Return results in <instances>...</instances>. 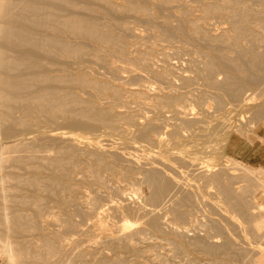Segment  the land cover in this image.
I'll return each instance as SVG.
<instances>
[{
	"label": "bare ground",
	"instance_id": "6f19581e",
	"mask_svg": "<svg viewBox=\"0 0 264 264\" xmlns=\"http://www.w3.org/2000/svg\"><path fill=\"white\" fill-rule=\"evenodd\" d=\"M177 40L201 51L193 77L157 42ZM263 77L264 0H0L4 264H172L169 252L186 263L264 264V205L255 200L264 168L223 153L241 124L220 114L251 100ZM196 80L216 91L214 111L191 91ZM131 103L150 116L125 109ZM250 114L264 117V97ZM139 149L151 150L144 161ZM104 174L124 204L103 208L91 188L84 209L81 186L101 190ZM126 191L142 204H127ZM201 204L212 209L202 224ZM77 216L92 219L82 228ZM188 222H200L203 236H186Z\"/></svg>",
	"mask_w": 264,
	"mask_h": 264
},
{
	"label": "rangeland",
	"instance_id": "374dc122",
	"mask_svg": "<svg viewBox=\"0 0 264 264\" xmlns=\"http://www.w3.org/2000/svg\"><path fill=\"white\" fill-rule=\"evenodd\" d=\"M212 21V20H211ZM214 21H216L215 23H214ZM218 20H213V22H210L211 24L212 23H214V24H212L213 26H215V27H213V26H211V24H210V26L213 28V29H216L217 31H220V30H222V31H224L225 29H227L228 28V25H226V24H224L223 25V23H221V22H218ZM220 23V24H219ZM209 26V27H210ZM139 27V26H138ZM210 27V28H211ZM227 27V28H226ZM140 28H143V26L142 27H140ZM222 31H220V32H222ZM152 39H153V41H154V38H149L148 39V41H150V42H152ZM156 40H159V39H156ZM160 45H163L162 47H165L166 48V50H165V52H166V54H167V51L169 52V54H167V56L169 55V57H168V59L169 60H171L172 59V63H176L177 62V65H174L175 67H180L181 66V68L183 67V69L184 70H186V73H184V74H186V75H188L189 77H193L195 74H196V71L198 70V68H199V66L201 65V61H203L204 60V58L201 56V51L199 52V51H197L196 50V52L195 53H197L198 52V54H196L195 55V53H194V48L192 47V46H189V45H187V44H184L183 42H181V41H179V40H177V41H175V43L173 42V45H171V46H168V47H166L168 44L170 45L171 43H168V44H164V42H162V41H157ZM179 42H181V43H179ZM163 43V44H162ZM167 43V42H166ZM179 43V44H178ZM159 44L157 45V46H159ZM175 44H177V45H175ZM182 46H181V45ZM166 45V46H165ZM178 45H180L181 47H187L186 49L184 48V50H182L181 51V49L179 48L180 46H178ZM170 48H178L179 50H177V51H175V49L173 50V49H170ZM173 50V51H172ZM185 52V53H184ZM192 53V54H191ZM173 54V55H172ZM175 54H177V56L175 55ZM200 57H198V56ZM180 56V57H179ZM173 57V58H172ZM187 58V59H186ZM203 58V59H202ZM197 59H200V60H197ZM174 60H176V61H174ZM181 60V61H180ZM184 60H185V62H184ZM182 64H184V65H180V63ZM174 63V64H175ZM180 65V66H179ZM177 67V68H178ZM188 72V73H187ZM125 75H127L126 73H124ZM145 75V74H144ZM144 75L142 74V78L145 80V78L147 77L146 75V77L144 78ZM217 77H219V78H222V74H219ZM125 78H126V81H124L125 83H126V85L128 86L129 85V82H131V81H134V80H131V79H129L128 77H126V76H124V80H125ZM141 78V80H142V82H144L145 83V81H143V79ZM263 79H264V77H263ZM140 80V79H139ZM140 80V81H141ZM150 79L148 78H146V85H147V81H149ZM136 82H138V81H136ZM135 81L133 82L134 83V85H135V83H136ZM142 82H138V84H140V85H143L144 86V83L142 84ZM150 82V81H149ZM262 83V84H261ZM261 83L259 84V86H257L256 87V89H255V91H254V89L253 90H249V91H247V95L248 94H252L253 95V97H252V99L250 100H243V101H241L242 103H239V105L238 106H236V108H235V106H233V104H226L225 106H226V108H228V109H226V108H224L223 109V112H225V113H223L222 111H221V115L222 116H228V118H229V116H231L228 120H229V122L231 123L230 124V126H232L233 125V123H234V125H237V124H241V129H240V131L238 132V130H235V129H233L232 131H230V134H229V139H228V143H226V146L223 148V153L224 154H226V155H229V156H231V157H233V158H235V159H237L238 161H241L242 163H245L246 165H250V166H253V167H263L264 168V117H261V118H257V119H254V118H251L250 116H251V114H250V112H252L253 110H254V108H256L257 107V104H260L262 101H263V95H262V97H261V95L260 94H262V92L264 91V80H262L261 81ZM137 83H136V86L138 85ZM131 85V84H130ZM133 85V86H134ZM152 86L154 87V84L153 85H151L150 86V83H148V85H147V87H151L152 88ZM194 86V87H193ZM193 86H191L190 88H192L191 89V91L194 93V95L195 96H197V97H199L200 98V102H201V106H202V104H204L203 106H205V107H207L209 110L211 109V111H214V104H213V101H212V99H213V97L212 96H214V94L216 93V91L214 90V89H212V88H205V85L203 84V81L202 80H196L195 81V83L193 84ZM152 90V89H151ZM150 90V91H151ZM153 91V90H152ZM204 91H206V92H204ZM254 91V92H253ZM260 91V94L258 93ZM257 92V93H256ZM210 93V94H209ZM264 93V92H263ZM200 94V95H199ZM258 94H259V96H258ZM245 97H247V96H245V94H244V96H243V98H245ZM258 97V98H257ZM209 99V100H208ZM250 103V104H249ZM118 104V106L120 107V109L121 108H123V106L121 107V104H119V103H117ZM243 104V105H242ZM213 105V106H212ZM231 105V106H230ZM251 106V107H250ZM135 107H136V109H137V105L136 104H134V103H131L130 105H129V108L127 107V108H125V109H127V110H135ZM140 107V106H139ZM138 107V109L139 110H141V111H143V112H145V114L147 115V117H149L150 116V113H146L147 112V110H145L144 108H142V107H140V108H142V109H140ZM238 107V108H237ZM232 108V109H231ZM240 108V109H239ZM198 110V108L197 107H195V110ZM213 109V110H212ZM233 109H235V110H233ZM239 109V110H238ZM249 109V112L248 111H246V110H248ZM124 110V109H123ZM225 110V111H224ZM230 112H229V111ZM251 110V111H250ZM226 111H228V112H226ZM232 111H233V113H232ZM249 114V115H248ZM244 116V117H243ZM239 117V118H238ZM247 117V118H246ZM243 118H245V119H243ZM248 118H250L249 120H248ZM263 118V119H262ZM225 120H227V118H225ZM238 120V121H237ZM245 120V121H244ZM251 120V121H250ZM244 122V124L243 123H241V122ZM250 121V122H249ZM233 122V123H232ZM163 125L165 126V123H163ZM242 126H243V128H242ZM162 130V129H161ZM162 131H164V130H162ZM236 131V132H235ZM75 133H78V132H80V131H77L76 132V130L74 131ZM93 132H95V133H93ZM91 134H98L99 133V131H98V133L96 132V131H93ZM112 141H114V140H106V141H104L103 143L104 144H106L105 145V147L106 148H109L110 146V148L111 149H114L115 151H117V152H126V150H128V149H121V148H119L116 144H113L112 143ZM141 142V141H140ZM142 143H144V142H142ZM112 144V145H111ZM144 144H146V143H144ZM117 146L118 147V149H116L117 147H115V146ZM113 147V148H112ZM152 148H154V147H152ZM110 149V150H111ZM113 150V151H114ZM122 150V151H121ZM139 150H141L143 153H139V151L137 150L136 151V154L138 155V157H140V158H142V160L143 159H145V157H147L146 156V154H147V152L148 151H151L150 149H147V151H144V149H139ZM153 151H151V152H154V151H156L157 149L156 148H154V149H152ZM112 151V150H111ZM145 153V154H144ZM150 154H153V153H150ZM120 155H123V154H120ZM120 158L122 159L123 157L122 156H120ZM141 159H140V162H143ZM105 175V174H104ZM78 176L80 177V176H82L81 174L79 175L78 174ZM106 176V178H105V186H107V190H105V186L104 187H101L102 189L100 190V187L99 188H97L98 186H96V187H92L91 185V187L88 185V187H87V185H85V184H81L82 186V188H83V191H85L84 189H88V190H86L85 191V196H84V198H82L84 201H85V206H84V209H86V206L88 207V203H87V200H93V198H95L94 196H93V193H94V191L95 190H97V189H99V191H100V193L102 194H100L99 193V191H98V193H96V191H95V196L97 195V194H99L98 195V197H99V199H98V197L96 196V198H97V200H98V203L100 204V205H103V208H105V206H106V208L108 207L107 206V203H109L110 202V200L111 201H114V202H119L120 200H119V197L117 196L116 197V195H110V193H112V188H111V191H110V188L109 187H112L114 184H115V182L113 181V179H111V180H109L108 178V176L107 175H105ZM106 183H108L109 185H106ZM114 183V184H113ZM111 184V185H110ZM113 184V185H112ZM83 186H86V187H83ZM136 186H138V185H136ZM94 190H92V189ZM185 188H186V186H185ZM188 188V187H187ZM89 189H91L90 191H92L90 194H89ZM105 190V192H103ZM89 191V192H88ZM127 191H129V190H127ZM127 191L125 192V194L126 195H130L129 197L128 196H126V198H127V200H126V202H128L127 204H129L130 206H134V204H135V206H138L139 204H142V199H141V201L139 200V198L140 197H137L138 195H135L134 196V193H132V194H129V192L127 193ZM205 192H207V193H212L213 191H214V189L213 188H205V190H204ZM257 192V191H256ZM88 193V194H87ZM104 193V194H103ZM106 193V194H105ZM206 193V194H207ZM92 194V195H91ZM90 195V196H89ZM103 195H105V196H103ZM255 195H256V193H255ZM114 196V197H113ZM133 196V197H132ZM142 196V195H141ZM85 197L86 198H88V199H85ZM256 198H255V200L258 202V203H260V204H262V205H264V193H262L261 191H258V193H257V195L255 196ZM90 198H92V199H90ZM113 198H116V199H118L117 201H115L116 199H113ZM130 198V199H129ZM138 198V199H137ZM167 198H168V200H167ZM165 200H167L168 202V204L165 202V205L167 204V206L168 205H170L171 204V200L170 199H172V197L170 196V197H167ZM170 198V199H169ZM206 201H209L210 199H209V197L208 196H206ZM108 200H109V202H108ZM164 200V201H165ZM170 200V201H169ZM89 201V202H90ZM101 202V203H100ZM106 202V203H105ZM121 202V204H124L123 202H122V200L120 201ZM125 202V201H124ZM125 202V203H126ZM133 204H132V203ZM139 202H141V203H139ZM212 202V201H211ZM170 203V204H169ZM106 204V205H105ZM110 204V203H109ZM108 204V205H109ZM207 204V203H206ZM164 205V206H165ZM204 205V204H203ZM200 206H202V204L200 205ZM150 206H147V208L148 209H150L149 208ZM159 207V206H158ZM158 207H151L152 209H154L155 208V210H156V208H158ZM166 207V206H165ZM202 207H204V206H202ZM202 207H198V210H197V212L196 213H198V215L195 213V215H197V222L198 221H200V220H202L203 218L201 217L202 215H204L205 214V216L204 217H206V215L208 214V211H210V210H212V209H209L208 207H204L205 209L206 208H208V210H205L204 208H202ZM209 207H210V204H209ZM211 208V207H210ZM161 209V211H162V208H160ZM166 209V208H165ZM164 209V210H165ZM157 210H159V209H157ZM163 210V211H164ZM165 213H166V211H164ZM164 212L162 213H160V211H159V213L160 214H163V216H167V217H165V218H167L168 220L166 221V219L164 218V217H162V219H163V221L162 222H164L163 224H164V227H166V224L165 223H169V221H170V217H168V213L167 214H165L164 215ZM200 214V215H199ZM210 216H212L211 214H209ZM200 218V220H199V218ZM202 218V219H201ZM75 219H76V221L77 222H79V224L81 225V227L82 228H86L87 227V225H88V223L91 221V219L92 218H88V219H81L79 216H77V218L75 217ZM203 221H206V219H204V220H202V221H200L201 222V224L203 223ZM195 223H196V221H194ZM193 222V224L194 225H191L190 224V222H188L187 224H190V225H185L184 224V226L183 227H185V226H187L186 228H184V233H185V235L186 236H188L189 237V234H190V237H191V235L193 236V235H195V234H197L198 232H199V234H200V236L202 235L201 233H203L202 232V230H204V227L203 228H201V224H200V222H199V225H198V223L195 225V223ZM162 224V225H163ZM195 226V227H194ZM192 227L194 228V229H192ZM182 229V228H181ZM187 229H190V230H187ZM188 231V232H186V231ZM191 231L192 232H195V234H191ZM232 231V230H231ZM234 231V230H233ZM232 231V232H233ZM236 231V232H235ZM234 232L235 233H237L238 234V232H239V230L237 231V230H235ZM199 234H197V235H199ZM240 234V233H239ZM203 236V235H202ZM237 236V235H236ZM220 239V238H219ZM160 249H162V248H159V249H157L158 250V252L160 253V256H161V252H163V250L161 251ZM161 251V252H160ZM164 253H165V250H164ZM164 253H162V255L164 254ZM172 256L170 257V255H166L167 257L169 256L170 258H174V257H176V258H174L172 261L174 262H172L171 260H169V261H171L172 262V264H189L190 262H192V261H190L189 263H186V262H188L187 260H190L189 258L190 257H188L187 256V258L185 257V255L184 254H175V255H173V253H171V252H169ZM163 256H165V254L163 255ZM162 256V258H164ZM180 257V258H179ZM166 258V257H165ZM184 258L185 259H187V260H185L184 261ZM201 257H199V259H200ZM182 259H183V261H182ZM199 259H197V260H199ZM203 259V258H202ZM197 260H195V262L197 261ZM204 260V259H203ZM201 260V263L202 264H204V262H206V263H208L207 262V260ZM146 262H149L150 263V261H148L147 259L145 260ZM145 261H143V262H145ZM169 261H168V263H169ZM181 261V262H180ZM203 261V262H202ZM144 263V264H149V263ZM182 262H184V263H182ZM194 262V261H193ZM191 263V264H199V262H197V263ZM200 263V264H201ZM205 263V264H206ZM211 262H209V264H210ZM0 264H4V262H3V260H2V258L0 257Z\"/></svg>",
	"mask_w": 264,
	"mask_h": 264
}]
</instances>
